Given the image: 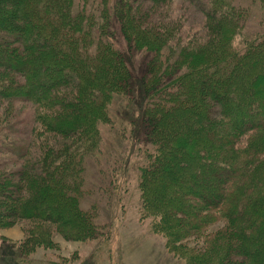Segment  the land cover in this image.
I'll return each instance as SVG.
<instances>
[{
  "label": "trees",
  "instance_id": "1",
  "mask_svg": "<svg viewBox=\"0 0 264 264\" xmlns=\"http://www.w3.org/2000/svg\"><path fill=\"white\" fill-rule=\"evenodd\" d=\"M168 1L0 0V101L10 108L0 116V224L57 220L69 239L103 236L97 201L82 203L83 165L102 156L112 101L137 95L113 42L118 27L146 57L144 106L132 120L146 159L141 218L185 264H264V0H250V11L186 0L206 29L203 42L187 44L184 23L173 28L156 13ZM258 11L261 30L248 38L245 19ZM19 103L31 119L16 118ZM48 134L64 141L44 143ZM2 150L24 160L11 168Z\"/></svg>",
  "mask_w": 264,
  "mask_h": 264
},
{
  "label": "rangeland",
  "instance_id": "2",
  "mask_svg": "<svg viewBox=\"0 0 264 264\" xmlns=\"http://www.w3.org/2000/svg\"><path fill=\"white\" fill-rule=\"evenodd\" d=\"M249 1L234 0V3L247 10L249 8V11L253 7L257 9L255 2ZM156 13L167 22L173 21V28L181 29L182 24L179 20L184 23L187 29L182 28L185 32L184 44L190 40L198 43L205 40L204 20L190 2L170 0L166 5L159 7ZM256 16L252 15L249 19H245L244 32L248 38H253L261 30L259 11ZM115 30L114 45L126 57L133 74L132 86L137 95L132 103L121 98L112 101L113 119L103 125L101 130L98 151L102 156L96 152L88 157L83 165L85 169L83 190L90 189L82 199V203L85 207H89L94 200L97 201L99 208L96 205L98 213L96 221L101 227H106L104 234L90 240H74L66 237L65 234L68 232L64 231V224L57 220L1 221L0 264H185L184 259L172 251L167 237L154 231V221L141 218L142 193L138 182L141 174L139 167L145 165L146 159L141 152L143 150L139 147L140 140L135 135L136 130L134 133L132 120L141 113V108L144 106L142 87L144 70L141 66L146 57L139 51H130L119 28ZM242 41L244 39L241 36L235 39L239 47L242 46ZM14 109L17 119H31L33 110L25 103L17 104ZM9 110V105L0 101V116ZM39 130L42 128L39 127ZM45 137L44 143L64 141L58 140L61 138L53 134ZM2 153L3 157L9 158L7 165L11 168L20 166L24 160L12 155L11 152L2 150ZM42 182L41 185L46 184L47 187L50 180H42ZM62 191L68 193L65 189ZM37 195L38 191H35L34 196ZM71 211L69 204H65L60 206L59 213L63 220H68L72 217ZM223 225L224 221H218L210 229L215 230ZM193 243L196 244L197 241Z\"/></svg>",
  "mask_w": 264,
  "mask_h": 264
}]
</instances>
